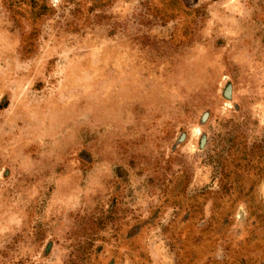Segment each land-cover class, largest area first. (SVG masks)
I'll return each instance as SVG.
<instances>
[{
	"label": "rangeland",
	"instance_id": "obj_1",
	"mask_svg": "<svg viewBox=\"0 0 264 264\" xmlns=\"http://www.w3.org/2000/svg\"><path fill=\"white\" fill-rule=\"evenodd\" d=\"M0 264H264V0H0Z\"/></svg>",
	"mask_w": 264,
	"mask_h": 264
}]
</instances>
